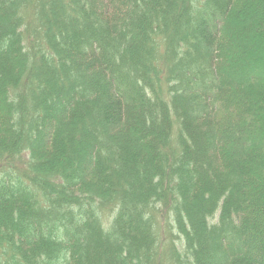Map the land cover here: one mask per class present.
Returning a JSON list of instances; mask_svg holds the SVG:
<instances>
[{"label": "trees", "instance_id": "obj_1", "mask_svg": "<svg viewBox=\"0 0 264 264\" xmlns=\"http://www.w3.org/2000/svg\"><path fill=\"white\" fill-rule=\"evenodd\" d=\"M236 3L256 15L237 20ZM263 35L262 0H0V163L15 170L0 184V264H55L59 251V264H156L162 246L164 264H208L213 250L215 264H264V146L244 118L214 121L224 84L245 95L241 116L264 104V79L228 77L264 65ZM241 38L248 50L224 47ZM226 128L242 152L219 141ZM161 204L192 263L166 252ZM249 211L255 233L238 217Z\"/></svg>", "mask_w": 264, "mask_h": 264}, {"label": "rangeland", "instance_id": "obj_2", "mask_svg": "<svg viewBox=\"0 0 264 264\" xmlns=\"http://www.w3.org/2000/svg\"><path fill=\"white\" fill-rule=\"evenodd\" d=\"M262 2H264V0H262ZM235 9L237 11H239L238 15L235 17L239 21L246 20L248 16H251V15L254 16L257 13L254 10L245 9V7L241 8V5L240 4L238 5L237 3L235 4ZM261 11L262 10L260 9V11H258V12H261ZM186 16L189 18V21L187 23H186V21H184L183 27H184V25H186V26L188 25L189 26L188 30L190 28H194L196 20L194 18V15L192 14V11H189ZM222 19H223V22H226L225 18H222ZM262 37H264V35ZM218 38H217V40H218ZM245 39H243V38L239 39L237 44H234V46L226 44V42H225L224 47H230L231 49H233V51H238L239 53L243 52L244 50H248V48H249V45H247V43L244 42ZM257 39L259 40L260 38H257ZM198 40H200V42L202 41L199 38H198ZM258 46H260V45H258ZM205 50L206 49L203 46L202 51H205ZM261 51H264V46H262V45H261ZM220 57L221 58H219L218 55H216L215 59L213 61V63L215 65H212V68L214 69L216 74H218V73L220 74V71L224 70L225 67H226V64H225V61H226L225 59H227V58H225L226 54L224 55V57H222V55H220ZM245 66H248V67H245ZM245 66H242V64L239 65L236 68L237 70L235 71L236 74L234 76L232 74L231 75L228 74L229 75L228 76L229 79H231L234 82V85H237L236 82L237 81H241V80H243L244 83H246V81L249 78H252V76L254 78H260L261 77L262 79H264V71L261 70L264 65L263 66H259L257 64H252L249 61H247V62H245ZM226 72H229V71L227 70ZM130 80H132V79L130 78ZM126 82H127V80H126ZM223 88H224L222 90V95L223 96L222 95L220 96V100L222 102V105H221L222 107L221 108L219 107L217 109V114L215 115L216 118H215L214 121L220 122L221 120H225L226 118L230 119L231 116L228 117V115H232L233 116V114H234L235 116H233V123L236 121V122H238V124H242V119H238V118H240V117L244 118V120H245L244 124H246V126L248 125L247 126L248 128H250V126H252V128H253V129H251L252 132L253 133L255 132L254 134L258 135L254 139L255 142H258L257 149L258 148H263V146H264V130L261 131V129H264V120L261 118V115L264 116V104H260L258 106V108L256 107V112H253L250 115L248 113V116L245 115V114H243V116H241L242 107L241 108L238 107V103H239L238 102V97L236 98V96L239 95L238 92H240V91L237 90V87H234L232 85L229 86L227 84H224ZM233 94H235L234 98L232 97ZM239 97H240V100H242L241 97H243L245 99V95L243 93H240ZM218 105L220 106V104H216V105H214V107H217ZM245 107L247 108V105H245ZM194 110L196 112H200V108L194 109ZM214 111H216V110H214ZM176 127L177 126L174 125L172 127V130H175ZM49 129L50 128L48 127V130ZM241 129H243V128H241ZM228 131H229V128H226V129H222L221 132H219L220 133V138H221L219 141L226 147L231 146L233 154H237L239 151L242 152L243 148H242L241 143H239L240 142L239 140H241L240 136L234 135V133H230ZM242 131H244V130H242ZM242 131L240 130L239 132H242ZM236 138H238L239 140H235ZM259 156L261 157L263 155H259ZM21 167H22V169L26 168L25 165H22ZM13 171H15V170H13V168L11 166H8V161H2L0 163V181H3V182H0V184H3V183L9 184V182L11 181V180H9V178L11 176H13L12 174H14ZM254 181L256 183V180H254ZM256 187H257V189H256L257 202L254 203V205L257 208L262 209L264 207V188L262 186V183H260V182L256 183ZM22 193H25V192H22ZM168 193H169V195L171 197H175V193L174 192L169 191ZM27 195L29 197L32 196V199L34 197V195H32V194L30 195L29 193H27ZM93 204L94 205H92V211H95V210H97L98 205H97V202H94ZM43 206H46V205H43ZM75 206H77V205H74V207ZM86 208L87 207L85 206L84 209H86ZM160 210H163V214H161V216L159 217V219L157 221L158 222L157 226L158 227L160 226V234H161V237L163 238L164 245L168 246L166 248V252H171V253L175 252L177 260L180 261L181 263H182V259L185 262H186V260H188L189 263H192L193 262V260H192L193 259V255H192L191 251H189V249H188V242H187V239H186V234L183 231V227L181 228L180 224H177V226H174V224L171 222L172 219H173L174 213L167 214L168 206H166L165 204H161ZM219 213L216 214V215L213 214L212 216L207 218V224L209 226H211V227L212 226H218V225L220 226L222 224V218L223 217H221V214L219 215ZM114 216H115L114 213L104 212L103 215H102V218H101L103 227H107L111 223H113L112 221L114 219ZM238 217L240 219L244 217L246 220H248V223L252 224V225H250V227L252 228L253 233H255V231L253 230L254 224L256 223L255 222L256 221L255 212L251 213L249 211V213L243 214L242 216L240 215ZM78 218H80V216ZM44 227L45 226L41 225L40 229L43 231ZM175 227L178 229L179 234L175 230ZM27 228L25 229L26 230V236L27 237H33L32 236V231H30V229L29 228L27 229ZM261 229L263 230L262 236H264V222L262 223V228ZM222 230L223 229L218 230V232L214 236L213 243H216L217 246H219V245L224 243V241L220 240L221 239V235L223 237H226L228 235V232H227L228 229H226V231H224V233L221 234ZM45 231H46L45 233H46V236H47L48 240L57 241L59 243L60 242L62 243V241H64V239H62L64 237L63 231L59 230V232L57 233L55 231L54 227H46ZM51 237H55L56 239L51 238ZM254 238H256V236H254ZM111 246H112L111 251L113 250V252L116 253V250H118V245L114 242ZM262 253L263 254L260 255V257L264 258V251ZM60 254H62V252L59 251L55 264H59L60 263V258H61ZM162 254H163V246H162V248H161V250H160V252L158 254V258L156 260H154V261H157L156 264H164V261L162 259ZM174 260H175V258H171L170 261L168 262V264H174ZM208 261H209L208 264L209 263L210 264H215V263L220 262L219 253L217 254L215 252V250H213L211 252V254H210V257H209Z\"/></svg>", "mask_w": 264, "mask_h": 264}]
</instances>
